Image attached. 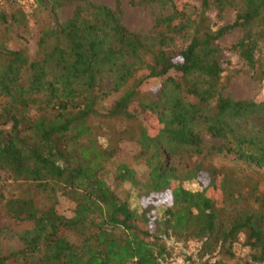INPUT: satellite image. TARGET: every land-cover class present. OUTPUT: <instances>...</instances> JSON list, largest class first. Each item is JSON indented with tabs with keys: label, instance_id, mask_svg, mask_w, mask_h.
Masks as SVG:
<instances>
[{
	"label": "trees",
	"instance_id": "trees-1",
	"mask_svg": "<svg viewBox=\"0 0 264 264\" xmlns=\"http://www.w3.org/2000/svg\"><path fill=\"white\" fill-rule=\"evenodd\" d=\"M76 2L64 22L65 0H35V13L0 3V220L10 221L0 264H169L172 237L209 258L234 257L243 237V264L263 263L264 100L225 92L217 41L239 29L226 49L263 81L264 0H202L196 15L170 0L147 34L124 24L120 3ZM229 9L233 21L216 27L209 11ZM37 13L36 52L12 47ZM181 35L189 42L175 49ZM150 78L163 81L143 91ZM123 141L136 144L144 174L117 161ZM165 192L171 201L155 204ZM19 224L23 246L5 251Z\"/></svg>",
	"mask_w": 264,
	"mask_h": 264
},
{
	"label": "rangeland",
	"instance_id": "rangeland-1",
	"mask_svg": "<svg viewBox=\"0 0 264 264\" xmlns=\"http://www.w3.org/2000/svg\"><path fill=\"white\" fill-rule=\"evenodd\" d=\"M3 0L0 1V3ZM97 3L107 4L112 7H116L120 3L123 10V22L124 24L132 31L147 34L150 30L156 27V22L158 18L165 14H169L172 9L170 7V0H92ZM202 0H180V5L187 9L192 15H196L198 9L201 6ZM20 5L27 13L36 12V3L35 0H18ZM77 2L76 0H65V5L58 11V19L61 22H64L68 17L73 13ZM48 12L39 13L43 16L48 15ZM39 14L37 17L30 15V31L28 33H22L21 38H16L10 43L12 47L24 48L29 50L30 53L34 54L36 52V39L37 33L36 30L40 28L41 21ZM211 22L216 25V27L232 22L234 19V11L232 9L227 10L223 18L218 17L216 10L209 11L208 14ZM241 36V31L236 29L233 33H230L223 38L217 41L218 45L222 47L220 53V58L224 67V72L222 74L223 83L228 87L226 93L230 94L236 99H252L256 101L264 100V80L263 81H254L252 79V71L249 69L248 65L240 58L238 52L226 49L230 47L234 42H236ZM189 42V35L178 36L174 44L175 49L183 48ZM174 74V72H172ZM163 78H150L146 80L142 86L143 91H149L150 89H155L157 86L162 83ZM118 94L110 96L106 104H111ZM5 101V98H0V105ZM148 121L153 123V119L148 116ZM257 124L261 125L264 129V115L263 119L257 121ZM104 139V138H102ZM121 152L119 153V158L117 161H126L130 162L134 168L138 170L140 174L146 172V168L142 163L133 160V156L138 150L136 144L131 141H123L121 143ZM228 158L224 159L227 161ZM233 164V162H231ZM260 175H256V178H261V191H264V180L263 172L264 169H257ZM248 171H250L248 169ZM251 173V172H249ZM253 173V172H252ZM3 178L7 179L6 175H2ZM208 181H193L186 184L187 187L191 189H203L208 184ZM128 185H126V188ZM122 192V189L120 190ZM210 192V191H209ZM216 198L221 203L222 196L218 191H212ZM171 201V194L165 192L161 195H157L154 200L155 204L168 203ZM131 202L134 207H141L140 200L137 195L133 193L131 197ZM149 202V198H145L143 203ZM69 204L63 202L61 209H69ZM0 224L6 225L10 224V221L7 219H1ZM15 227L14 231L9 228L6 230L4 239L5 251H10L15 248L23 246L22 240L19 238L17 233L24 230L27 225L19 224L17 226L10 225ZM243 237L240 238V241L234 246V257H229L220 252L216 253L215 256L209 258L208 256L202 257L199 248L200 243L197 241L189 242H179L174 237L166 239V243L170 249L171 255L167 258L166 262L169 264H204L208 261V264H243L245 261L250 260V248L243 243ZM261 264H264L261 263Z\"/></svg>",
	"mask_w": 264,
	"mask_h": 264
},
{
	"label": "built area",
	"instance_id": "built-area-1",
	"mask_svg": "<svg viewBox=\"0 0 264 264\" xmlns=\"http://www.w3.org/2000/svg\"><path fill=\"white\" fill-rule=\"evenodd\" d=\"M1 1V0H0Z\"/></svg>",
	"mask_w": 264,
	"mask_h": 264
}]
</instances>
